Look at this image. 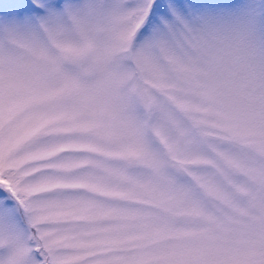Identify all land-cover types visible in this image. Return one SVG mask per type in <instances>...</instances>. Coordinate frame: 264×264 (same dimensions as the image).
I'll return each mask as SVG.
<instances>
[{
    "label": "snow or ice",
    "instance_id": "6c2138e0",
    "mask_svg": "<svg viewBox=\"0 0 264 264\" xmlns=\"http://www.w3.org/2000/svg\"><path fill=\"white\" fill-rule=\"evenodd\" d=\"M0 264H264V0H0Z\"/></svg>",
    "mask_w": 264,
    "mask_h": 264
}]
</instances>
